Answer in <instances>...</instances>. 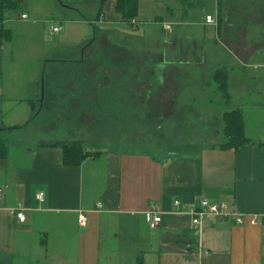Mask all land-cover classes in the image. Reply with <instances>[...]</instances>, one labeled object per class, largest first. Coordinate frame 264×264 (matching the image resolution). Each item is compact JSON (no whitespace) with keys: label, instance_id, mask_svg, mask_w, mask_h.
Instances as JSON below:
<instances>
[{"label":"crops","instance_id":"0c3cea01","mask_svg":"<svg viewBox=\"0 0 264 264\" xmlns=\"http://www.w3.org/2000/svg\"><path fill=\"white\" fill-rule=\"evenodd\" d=\"M188 1L138 0L132 25L138 27L143 4L151 12L150 24L161 23L164 30L184 26L190 17L184 7L192 5ZM82 7L103 28L124 24L115 0H23L0 24L9 34L0 49V142L7 147L0 163V264H29V258L39 264H264V107L263 118H256L250 130L245 119L246 109L258 106L257 95L263 97L259 106L264 105V92L248 90L242 82L238 86L230 72L227 93L217 89L223 101L219 114L203 113L209 116L200 121V131L179 144L187 150L182 153L164 157L108 150L67 166L62 149L49 145L72 141L23 135L42 116L43 106L36 81L37 91L30 95L26 89L21 95L15 85L27 43L41 37L40 24L52 17L78 14L76 23L82 24ZM215 32L218 36L219 29ZM257 51L241 64H251ZM43 58L35 62L41 66ZM40 70L30 72L28 80L40 77ZM211 96L202 91L199 99L210 102ZM232 111L242 114L249 139L239 148H226L223 117ZM8 139L18 143L13 152ZM149 145L143 146L158 148ZM39 193L43 202L37 200ZM202 201L226 205L231 216L208 215L195 227L190 211ZM19 209L23 223L11 214ZM151 211L161 217L156 229L146 220ZM80 214L87 217L85 227L78 224Z\"/></svg>","mask_w":264,"mask_h":264},{"label":"rangeland","instance_id":"374dc122","mask_svg":"<svg viewBox=\"0 0 264 264\" xmlns=\"http://www.w3.org/2000/svg\"><path fill=\"white\" fill-rule=\"evenodd\" d=\"M189 2L192 5L184 7L190 9L188 24L171 26V30H164L161 23L150 24L151 12L143 4L138 27L124 23L103 28L85 7L82 24L76 23L78 14L43 21L41 37L36 39L40 43H27L26 62L19 63L15 85L21 95L25 89L30 95L37 91L36 81L41 106L43 93L48 98L42 116L23 135L40 134L51 142L75 141L91 151L157 152L166 157L187 151L179 144L200 131V121L214 111L219 114L222 94L217 92L219 80H213L218 73L230 72L233 83L239 86L242 82L244 88L263 94L264 67L252 64H264V0ZM207 15L216 18L217 26L206 23ZM55 25L62 26L59 33L52 32ZM93 28L98 33L94 44ZM170 39L174 41L171 46L166 44ZM87 48L91 49L84 53ZM58 49L63 52L55 53ZM254 51L251 64L242 65ZM40 57H44L41 66L35 62ZM89 63L92 65L87 66ZM38 67L40 77L28 80L27 75ZM55 75L57 84H50ZM80 82L85 83L83 92L77 87ZM202 91L212 95L210 102L199 99ZM73 93L80 100L83 97L81 103ZM257 97L258 106L245 111L249 130L256 118H263L264 105L259 106L263 97ZM110 102L114 103L112 118L103 120L102 104ZM205 111L210 114H203ZM6 144L11 151L18 146L13 139ZM146 144L158 148L147 149ZM39 254L45 258L44 253ZM29 264L39 263L29 258Z\"/></svg>","mask_w":264,"mask_h":264},{"label":"trees","instance_id":"16d2710c","mask_svg":"<svg viewBox=\"0 0 264 264\" xmlns=\"http://www.w3.org/2000/svg\"><path fill=\"white\" fill-rule=\"evenodd\" d=\"M23 0H0V24L3 23V21L6 18V13L10 10L17 9ZM107 0H101V3L106 2ZM116 2V12L121 15L122 21L127 24L128 26H131L132 28V21L137 16L138 11V0H115ZM98 36L97 29L94 28V36L91 38L93 40V44L96 41ZM9 37V34L0 26V49L2 47V43L5 41V39ZM68 63V62H67ZM63 65V64H62ZM67 65V64H64ZM92 65L89 63L87 66ZM65 67V66H64ZM61 73H59L60 75ZM53 75V74H52ZM58 75V72L57 74ZM56 75L54 79L51 80L50 84H57ZM223 75V76H222ZM63 77L62 75H60ZM223 77L224 79H220ZM78 78L82 79V81H85V77H80V74L78 75ZM92 79V78H90ZM217 79V80H216ZM227 79L228 74H221L218 73L217 77L214 78V82L219 80L218 90L223 93H227ZM81 87L80 90L83 92L85 89V83L82 84V82L78 83L77 87ZM83 94V93H82ZM52 95V94H51ZM74 96L78 99V101L81 103L82 99L80 100V97L78 93H73ZM45 97L48 98V93H45ZM120 98V97H119ZM118 99L117 97L115 98ZM54 104V101H52ZM120 102V99L117 103ZM45 103V100H44ZM40 108V113L44 110V105ZM102 104V103H101ZM114 105L113 102L104 103L102 104V107H104V115H102L103 120H109L112 117V106ZM69 106V104L67 105ZM47 109V107H46ZM100 118V117H99ZM223 125H224V133L228 138V143L226 145V148H239L243 145H246L249 143V139L247 138L244 130V121L243 116L239 111H232L228 112L223 117ZM50 147H60L63 151V162L67 166H79L87 157L90 156H96L98 154H101L100 151H91L84 148L81 144L72 141V142H66V143H58L49 145ZM7 155V147L4 143L0 142V163L6 158Z\"/></svg>","mask_w":264,"mask_h":264},{"label":"built area","instance_id":"2783aa9c","mask_svg":"<svg viewBox=\"0 0 264 264\" xmlns=\"http://www.w3.org/2000/svg\"><path fill=\"white\" fill-rule=\"evenodd\" d=\"M23 18H25V16H23ZM206 23L208 25H213V26H217V20L216 18H214L211 15L206 16ZM60 28L59 27H54L52 29L53 33H59L60 32ZM43 198L44 195L43 193H39L37 195V200L39 202H43ZM177 204V203H176ZM98 208H102V204L99 203L97 205ZM193 220L192 223L195 227H200L204 221V219L208 216V215H214L217 216L218 218H224L229 216L230 214L227 212V208L226 205L224 204H215V203H210L208 201H202L200 203V205L198 207H194L191 211H190ZM11 214L15 215V217L18 219L19 222L23 223L26 220L25 215L22 213V210H16V211H11ZM231 216V215H230ZM146 220L150 226L151 229H156L157 227H159L160 223H161V217L158 213L155 212H148L146 214ZM237 222L239 224H243L244 221L242 218H238ZM87 223V217L84 216L83 214H80L79 218H78V224L80 227H85Z\"/></svg>","mask_w":264,"mask_h":264}]
</instances>
